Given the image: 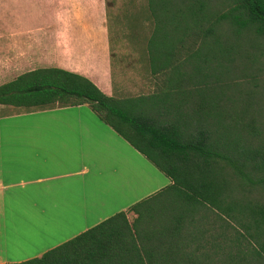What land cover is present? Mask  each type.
<instances>
[{"label":"trees","instance_id":"1","mask_svg":"<svg viewBox=\"0 0 264 264\" xmlns=\"http://www.w3.org/2000/svg\"><path fill=\"white\" fill-rule=\"evenodd\" d=\"M147 10L145 52L160 82L151 94L107 96L84 76L46 68L1 85L0 106L29 113L88 105L171 183L12 264L264 259V0H147Z\"/></svg>","mask_w":264,"mask_h":264},{"label":"crops","instance_id":"2","mask_svg":"<svg viewBox=\"0 0 264 264\" xmlns=\"http://www.w3.org/2000/svg\"><path fill=\"white\" fill-rule=\"evenodd\" d=\"M106 0H0V86L38 69L113 84ZM8 106H0V110ZM88 105L0 115V264L20 263L168 186Z\"/></svg>","mask_w":264,"mask_h":264},{"label":"rangeland","instance_id":"3","mask_svg":"<svg viewBox=\"0 0 264 264\" xmlns=\"http://www.w3.org/2000/svg\"><path fill=\"white\" fill-rule=\"evenodd\" d=\"M106 1L109 27L113 34L112 39L115 41V36L119 38L111 50L113 84L117 90H121L119 97L151 94L160 82L150 75L145 52L146 40L153 28L147 10V0ZM257 77L262 80L259 83L261 89V83L263 84L264 81V69ZM17 112L23 111L13 107H4L0 110V115ZM128 218L132 220V214H128ZM242 244V248H245V252L248 254L246 256L253 257L252 246L245 242ZM252 261L254 264H264V259L257 257Z\"/></svg>","mask_w":264,"mask_h":264}]
</instances>
